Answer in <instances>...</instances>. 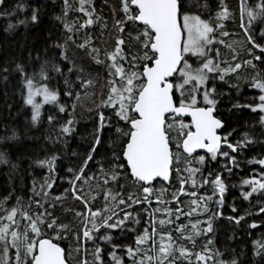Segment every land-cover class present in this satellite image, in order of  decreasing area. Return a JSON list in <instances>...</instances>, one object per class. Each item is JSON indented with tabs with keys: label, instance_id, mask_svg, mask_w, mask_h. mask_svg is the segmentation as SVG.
<instances>
[{
	"label": "snow or ice",
	"instance_id": "6c2138e0",
	"mask_svg": "<svg viewBox=\"0 0 264 264\" xmlns=\"http://www.w3.org/2000/svg\"><path fill=\"white\" fill-rule=\"evenodd\" d=\"M55 2V0H53ZM78 6H74L71 0H62L59 15L54 16L66 33L63 43L55 42L52 47L59 49V59L68 61V45L74 44L77 48L85 51L93 63L105 65L108 79L104 84L107 88L106 99H102L99 108L111 109L118 122H123L127 130L117 127L118 151L113 152V167L110 170L101 168L105 176L104 184L111 181L118 182L120 172L123 170L126 179H132L140 188L143 195L134 197L129 194L127 200L118 198L120 193H113L111 189L103 193L104 204L97 206L95 195L84 193L83 186L91 185L96 179L94 175H88L86 169L89 162L93 160L96 148L93 147L87 158L75 170L68 169L71 179L72 198L79 201L84 211H69L78 219V228L70 224L60 223L50 212L31 214L19 198L11 207L5 205L14 197L5 196L0 200V264H11L9 256L10 248L15 249V264H66L65 249L60 246L59 241L67 239L73 233L77 242L83 240H95L96 234L104 230L135 231L128 228V224L139 225L141 223V212L149 216V224L144 227L143 232L137 234L134 246H127L125 251L131 264H238L233 258L225 262L220 258L219 252H214L209 246L211 240L199 252H194L185 247L181 241H190L195 246V235H203L212 232L213 219L217 215L213 213L208 220L191 224L193 233L186 235L188 226L177 223L181 216L191 217L201 206L207 210V201L212 197H198L197 192H185V184L189 180L196 187V174L200 169L192 167L193 161L203 165L205 155H199L198 149L205 150L211 160H216L218 155L229 158L234 166L237 160L234 155L239 150L257 143L245 133L242 140L235 144L229 142L226 136L218 134V130L224 127V123L216 115L218 100L215 81L218 78L224 81L231 73H238L242 65L232 64L221 56L220 49H215V58L209 55L213 51L212 46L214 33L217 28L221 29L223 36L229 33L223 31V21L231 17L224 0H220V10L216 13V23L202 19L199 14H194L191 7H186L184 0H120L118 8H113V15L119 16L114 22L117 36L114 48L111 52L105 51L101 58V50L92 46L91 38L85 33L82 39H77V34L102 20L95 13L94 0H77ZM0 5H6V0H0ZM207 8L208 5H203ZM17 11H27V6L17 5ZM72 12L83 14V22L80 19L69 20ZM14 15V13H13ZM41 18V7L37 5L31 9L28 19H22L18 23L27 25L39 23ZM241 28L244 30L246 41L251 44L248 54L252 60L245 64L253 69L256 65L253 61L264 64V44L257 43L254 38L252 26L254 21L264 22V0H259L254 6H249L247 0H240ZM246 18V20H245ZM134 26V27H133ZM15 24H8L7 29L16 28ZM104 27H107L106 23ZM126 27H132L135 36L129 33V39L135 42V52L127 48L123 38ZM260 39L264 40V31L260 32ZM219 43H224L223 40ZM231 48V45H227ZM258 49V54L257 50ZM192 57H197L199 65L193 67L190 63ZM216 58H220L217 61ZM234 59V57H233ZM222 64L226 66H222ZM74 68V66H73ZM73 68L68 71L72 72ZM81 72L83 69L80 70ZM49 72L63 75L60 64L45 60L38 71L29 73L28 66L24 63H16L14 68L4 66L0 68V77L4 80L12 73L20 76L22 84V97L24 104L31 107V123L36 126L41 123L42 109L45 104H58L59 92L49 87L51 77ZM252 89L258 90L254 97V104L234 105L237 108H249L252 112L264 114V72H256L248 81ZM68 85L65 95L81 99L80 93L73 91L71 82L66 78ZM79 87L87 89L94 86L92 79H80ZM239 87V85H233ZM178 93V95H177ZM42 98V100H38ZM76 105L72 108L75 111ZM59 113H65L66 107L58 105ZM190 118L189 122H185ZM100 129L105 126V116L99 113ZM50 128L57 123L56 115L50 114L47 118ZM260 125L264 128V115L260 116ZM74 120L67 119L59 125L55 138L49 135L48 139L53 145L66 143L65 137L71 135ZM15 131L11 136L0 137V141L17 139ZM95 143L99 145L100 139ZM175 145L176 151H173ZM226 147L230 150L222 151ZM196 154V155H194ZM183 155L185 164L184 171L187 176L181 175L179 164L180 156ZM59 157L55 154L38 159L34 163L47 168L49 175L40 185L36 195L47 197V189H51L56 182L54 175V164ZM0 163H8L5 154L0 152ZM250 164L260 166L259 179L250 178L243 180V185L250 187V191L244 192L243 198L249 199L255 193H264V158H253ZM16 167L15 164L12 165ZM227 167V166H226ZM177 173L180 187L172 194L173 200L178 205L175 210L167 207L151 208L152 196L156 195V203L165 205L168 202L161 199L154 191V183L159 181L170 182L173 171ZM231 172V168L228 169ZM212 176V173H209ZM211 182L213 195L219 193L218 203L223 206V196L226 185L219 175L211 181L204 179L203 184ZM66 193L69 190H65ZM161 189L160 192H163ZM181 195H190V211L184 212L179 207ZM62 196H56L55 200L61 202ZM38 207H43L37 201ZM136 206H142L141 211ZM30 207V205H29ZM55 207V205H52ZM116 208H120L117 212ZM233 211H236L233 207ZM264 213V206L260 208ZM159 214V217L158 215ZM222 215V213H220ZM163 217H167L166 219ZM235 219L239 224L245 218L229 217ZM203 223L206 228L198 226ZM255 229L259 227L253 223L250 225ZM171 229V231H166ZM46 230H51L55 235H49ZM10 238V239H9ZM110 235H104V241H111ZM117 246L113 245V249ZM255 255L264 259V239L256 241L254 245ZM103 249L95 247L93 250V264H104L101 253ZM115 264H125L123 258L116 256L115 251L110 252ZM83 264H87L84 261Z\"/></svg>",
	"mask_w": 264,
	"mask_h": 264
},
{
	"label": "trees",
	"instance_id": "16d2710c",
	"mask_svg": "<svg viewBox=\"0 0 264 264\" xmlns=\"http://www.w3.org/2000/svg\"><path fill=\"white\" fill-rule=\"evenodd\" d=\"M74 6H78L77 0H71ZM259 0H247L248 5L254 6ZM120 0H94L95 13L101 17L102 20L88 29L81 30L77 34V39H82L86 33L92 42V46L101 50V58L105 51L111 52L114 48L115 38L117 36L116 29L114 28V22L119 19V16L113 15V8H118ZM186 7H191L194 14H199L202 19H205L215 25L216 13L220 10V0H184ZM231 17L223 21V31L229 33L228 36L221 34V29L217 28L214 35L216 43L212 46L213 51L209 53L211 57L215 58V49H220L221 56L228 60L230 63H240L242 65L238 73H231L225 77L224 81H220L218 78L215 81L217 88V112L216 115L224 123L222 130L223 136L232 133L229 136V142L235 144L237 141L242 140L245 133L250 138L257 140V143L251 144L236 153H230L231 155H237L240 152L251 153L260 151L258 156H247L240 166L241 171L244 173L238 181H230L228 178H224L223 182L226 185V194L231 196L232 199L229 203V208L232 213L235 205V198L245 205L247 214L249 217V227L246 233V238L241 251L232 257L229 261L235 258L238 264H264V259L255 255L254 245L256 241H260L264 238H253L254 229L250 227L253 223H260L254 220L253 214L257 209V205L264 193H255L249 199L243 198V193L250 191V187L243 185V180L256 178L259 179L260 166L256 164H250L249 161L253 158H264V128L260 125L259 112H252L249 108H237L234 105H246L254 104L257 101L254 99L258 95V90L252 89L248 81L256 72H264L263 64L259 61H253L256 68L253 69L245 64V61L252 60V56L248 54V49L251 48V44L246 41L244 30L241 28L240 18V0H224ZM207 4L208 7L204 8L203 5ZM17 5L27 6V11H17ZM39 5L41 7V18L39 23L32 24L29 22L27 25H20L18 22L22 19H28L31 15V9ZM62 0H6V5H0V68L8 66L10 69L15 67L16 63H24L28 66V71H38L39 67L45 60L60 64L63 75L55 72H49L51 80L49 87L52 90L59 92L58 104L47 105L42 116L41 123L33 126L31 123V109L24 104L22 97V84L20 76L17 73H12L8 76L7 80L0 77V137L11 136L13 131L17 135V139L0 141V152L5 154L8 163H0V200H3L5 196L11 195L14 197L11 199L5 207H11L16 204V199L19 198L22 202V206L25 207L31 214L35 215L38 212H44L47 209L48 212L60 223L70 224L73 228H78V219L69 211H84L83 206L79 201H75L72 198L71 187L64 189L62 193L53 194L54 186L51 189H47V197L36 195L35 191L39 192L40 185L45 178L49 175L48 169L37 166L34 161L38 159H44L56 153H52L47 156V151L53 146L48 139L49 135H52L51 131H48L50 125L48 124V116L50 114L56 115L57 121L60 124L64 123L67 119H73L74 124L72 126L74 134L76 129L80 126H90L95 124L98 128L97 137L100 139L99 145L95 143L96 148L93 154V160L89 162L86 172L88 175H94L96 179L91 181V185H84V193H90L97 197V206L104 204L103 193L109 189L113 193H120L118 198L127 200L129 194L134 197H141L143 195L139 186L130 178L124 177V172L121 170L120 179L118 182L111 181L109 177V183L104 184L105 179L101 168L104 170H110L113 164L110 163L113 160V152L118 151V134L116 128L120 127L125 131L127 128L124 123L118 122L111 109L99 108L102 99H106L107 88L104 87L105 82L108 79V72L105 65H97L92 62L85 51L77 48L74 44H69L67 48L68 61H61L59 59V49L52 47L53 43H63L66 38V33L63 26L56 20L54 16L59 15L61 11ZM14 13V15H13ZM80 19L83 22V14L72 12L69 15V20ZM246 20V18H245ZM17 25L12 30L7 29L8 24ZM106 23L107 27H104ZM134 27V26H133ZM254 38L257 43L264 44V40L260 39V32L264 31V22L254 21L252 26ZM129 33L132 36L136 35V32L132 30V27H126L123 38L126 41L127 48L131 49V52H135V42L129 39ZM223 40L224 43H219ZM231 45V48L227 47ZM258 54V49L256 50ZM234 57V59H233ZM217 61L220 58H216ZM190 63L194 67L199 65L197 57H192ZM74 66V68H73ZM222 66H226L222 64ZM73 68L72 72L68 69ZM83 69L81 72L80 70ZM68 79L72 86L73 91L80 93L81 99L77 101L75 97H68L64 93L67 90L68 85L65 84V79ZM80 79H92L94 86L87 89V95L85 89L79 87ZM233 85H239V87H233ZM178 95V93H177ZM62 104L66 107L65 113H59L58 105ZM75 104V111H73L72 105ZM104 113L105 126L100 129L99 113ZM187 123L188 120H185ZM71 135L67 136L70 137ZM173 151H176L175 145H173ZM222 151H228L226 147L222 148ZM199 155H205L206 160L203 165H200L193 161L192 167L200 169V173L196 174V187L192 186L191 180L185 184V192H197L198 197H212L207 201V210L201 206L193 215L189 217L181 216L177 223L188 226L186 235H191L193 229L191 224L199 221H206L209 217L216 213L217 195H213V185L211 182L203 184L202 181L207 179L211 181L218 174L219 171V156L216 160H211L210 156L206 153H198ZM196 155V154H194ZM58 156V155H57ZM181 163L179 164L181 175L187 176V172L184 171L185 164L183 163L184 157L180 156ZM56 160L54 164L55 173L58 177V162ZM16 167L13 168L12 165ZM80 165H76L74 170ZM256 168V169H254ZM212 173V176L209 175ZM71 179V174H70ZM57 180V179H56ZM179 179L175 170L171 175L169 184L161 183L159 181L154 183V191L159 194L161 199L167 201L165 205H158L156 201V195L152 196L151 208L167 207L175 210L177 208L176 202L172 198V194L179 189ZM164 189L163 192H160ZM65 190H69L67 193ZM56 196H62L64 199L61 202L55 200ZM181 207L184 212L190 211V202L193 199L190 195H181L179 197ZM37 201L43 205L38 207ZM30 205V207H29ZM55 205V207H52ZM142 206H136L137 211H141ZM236 209V208H235ZM119 212L120 208H116ZM2 215V213H0ZM159 217V214H157ZM167 218V217H163ZM149 224V216L141 212V223L139 225L128 224V228H133L135 231H121L117 230H104L101 229L100 233L96 234V239L88 240L86 243L81 240L77 242L75 234L73 233L67 239L54 241L60 244L65 249L67 264H83L87 261V264H93V250L95 247L103 249L101 253L104 264H115L110 256V252L115 251L116 256L123 258L125 264H131V261L127 258L126 247L134 246L137 234L142 233L144 227ZM200 229L206 228V224L201 223L198 226ZM49 235H55L51 230H46ZM166 231H171L167 229ZM113 234L118 235L119 239L111 240L105 243L103 240L104 235ZM195 246L190 241H181L185 247L194 252L201 251L207 244L208 240L213 243L209 246L214 252H219L216 246V216L213 219L212 232L205 233L203 235H195ZM113 245L117 247L113 249ZM11 264H15V251L10 252ZM221 258V255H220Z\"/></svg>",
	"mask_w": 264,
	"mask_h": 264
},
{
	"label": "rangeland",
	"instance_id": "374dc122",
	"mask_svg": "<svg viewBox=\"0 0 264 264\" xmlns=\"http://www.w3.org/2000/svg\"><path fill=\"white\" fill-rule=\"evenodd\" d=\"M194 67V66H193ZM264 67V64H263ZM38 100L42 98L38 97ZM47 105L54 104H45L42 109V114L47 107ZM30 107V106H29ZM31 109V107H30ZM261 115H264L261 113ZM60 122L57 121L55 128L52 130L53 138L56 136V132L59 129ZM98 134V128L95 124L90 126H80L76 129L73 135L70 137H65L66 143H57L56 146L51 147L47 151V156L56 153L59 157L58 163V177L56 184L54 186L53 194L62 193L64 189L71 187L68 183L70 180V173L68 169L71 167L74 169L76 165H81L82 161L87 158L89 152L95 145V141ZM260 151H255L251 153L240 152L237 155H234L237 160V165L234 166L229 158H226L222 155L219 156V171L218 174L223 180L225 177L230 179V181H238V179L244 173L241 171L240 166L242 165L243 160L247 156H258ZM227 166V167H226ZM231 168V172H229ZM256 169V168H254ZM217 205H216V246L221 255V259L225 262H228L232 257L237 255L244 245L246 233L249 227V217L245 205L235 198L236 213H232L229 208L231 196L226 194V191L223 196V206L218 203L219 193L217 192ZM264 206V194L261 197L257 209L255 210L253 217L254 220L259 221L260 223H255L259 227L254 229L253 238L262 237L264 238V213L260 212V208ZM222 213V215H220ZM243 216L245 219L242 220L239 224L235 222V219H229V217L239 218ZM112 237L111 240L119 239L118 235L113 236V234H108ZM10 239V238H9ZM110 241H105V243ZM15 251V249L10 248V252ZM15 257H13L14 260Z\"/></svg>",
	"mask_w": 264,
	"mask_h": 264
},
{
	"label": "water",
	"instance_id": "95a60500",
	"mask_svg": "<svg viewBox=\"0 0 264 264\" xmlns=\"http://www.w3.org/2000/svg\"><path fill=\"white\" fill-rule=\"evenodd\" d=\"M187 119L190 120V118H187ZM222 129H223V128H222ZM222 129H219V130H218V134H219V135H221V131H222ZM197 153H205V150L198 149V150H197ZM163 183H165V184H169V182H163ZM66 264H67V262H66Z\"/></svg>",
	"mask_w": 264,
	"mask_h": 264
},
{
	"label": "flooded vegetation",
	"instance_id": "af4514ba",
	"mask_svg": "<svg viewBox=\"0 0 264 264\" xmlns=\"http://www.w3.org/2000/svg\"><path fill=\"white\" fill-rule=\"evenodd\" d=\"M186 120H188V122L190 121L189 119H186ZM222 130H223V129H222ZM221 136H223L222 131H221Z\"/></svg>",
	"mask_w": 264,
	"mask_h": 264
}]
</instances>
